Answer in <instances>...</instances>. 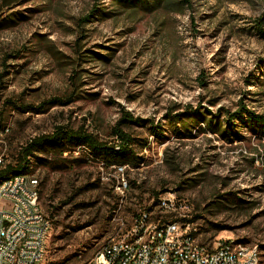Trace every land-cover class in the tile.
I'll return each instance as SVG.
<instances>
[{
	"label": "rangeland",
	"instance_id": "rangeland-1",
	"mask_svg": "<svg viewBox=\"0 0 264 264\" xmlns=\"http://www.w3.org/2000/svg\"><path fill=\"white\" fill-rule=\"evenodd\" d=\"M111 2L0 0V155L14 161L57 125L83 126L109 144L118 129L133 138L124 174L91 158L87 146L40 155L53 164L34 159L52 221L42 264L89 262L114 217L131 221L170 191L203 241L258 245L264 264V136L247 120L237 119L230 135L202 119L242 103L264 113V88L253 82L264 69V37L254 29L264 0H192L181 10H130L81 24ZM80 68L82 97L42 112L17 107L64 95ZM195 110L189 133L176 116Z\"/></svg>",
	"mask_w": 264,
	"mask_h": 264
},
{
	"label": "built area",
	"instance_id": "built-area-1",
	"mask_svg": "<svg viewBox=\"0 0 264 264\" xmlns=\"http://www.w3.org/2000/svg\"><path fill=\"white\" fill-rule=\"evenodd\" d=\"M5 164L0 155V168ZM116 167L124 174L127 165ZM122 180L119 185L125 189L129 184ZM40 194V180L33 173L0 183V264H42L52 221ZM183 209L170 191L131 221L114 217L107 243L85 264H262L258 245L233 238L203 241Z\"/></svg>",
	"mask_w": 264,
	"mask_h": 264
},
{
	"label": "trees",
	"instance_id": "trees-1",
	"mask_svg": "<svg viewBox=\"0 0 264 264\" xmlns=\"http://www.w3.org/2000/svg\"><path fill=\"white\" fill-rule=\"evenodd\" d=\"M5 1L7 4H12L14 1L19 0ZM191 3L192 0H112L110 7L95 6L89 14L81 19V24L93 22L103 17H116L130 10L141 9L145 12H153L163 6H176L177 9L181 10V8H179L180 5H185L186 7V5L188 6ZM254 22V29H256L260 36L264 37V12L255 18ZM110 53L113 54V51L111 50ZM86 57L91 58L93 55L87 54ZM102 57L106 56L102 55ZM262 61L264 62V58ZM80 70L82 69H74V73L70 77V90L64 95L56 96L50 100H45L38 106L24 103L17 105V107L23 109L24 111L38 110L42 112L45 111L50 104L65 105L79 97H82L81 93L83 91L85 80L83 79L81 73L82 71ZM205 81L206 79L202 77L203 84H205ZM253 82L260 84L261 87L264 88V69H262L261 74L258 75ZM262 93L264 94V90ZM197 115L198 111L195 110L190 114H177L176 117H178V120L182 122L186 131L190 133L193 127L191 122H196ZM202 119L207 122L209 129L213 132L222 134L228 132L230 135L238 133V130L234 128V125H236L235 121L237 119L242 121L247 120V126L252 131L264 136V113H258L243 103L233 112L231 110H226L225 108H220L216 114H212L211 116L202 115ZM157 131L160 130H154V132ZM115 134L118 135L119 140L115 143L109 144L108 142L100 141L93 133L84 129L83 126L75 129L66 125H57L54 131L35 136L28 141L27 144L23 146L14 161H6V164L0 168V183L4 179L11 178L16 175L33 173L34 159L43 161V163L53 164V160H46V158H42L40 156L43 153L63 154L73 147L78 146H87L91 151V158L96 159L99 157V162L106 165L133 162L135 155L133 138L122 129H118Z\"/></svg>",
	"mask_w": 264,
	"mask_h": 264
}]
</instances>
